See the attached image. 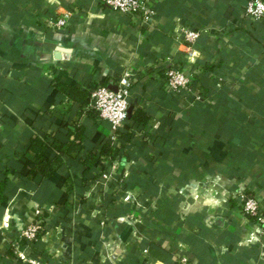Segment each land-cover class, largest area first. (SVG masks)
Listing matches in <instances>:
<instances>
[{
	"label": "crops",
	"instance_id": "1",
	"mask_svg": "<svg viewBox=\"0 0 264 264\" xmlns=\"http://www.w3.org/2000/svg\"><path fill=\"white\" fill-rule=\"evenodd\" d=\"M151 1L143 24L98 0H0V264H23L19 252L43 264H264L261 239L249 242L261 227L232 197L246 187L264 206V18L244 15L249 0ZM66 13L67 29L47 26ZM183 27L200 32L192 44ZM167 67L191 76L180 94ZM126 70L138 74L131 109L149 118L113 142L57 84L91 93ZM37 140L61 160L48 174ZM104 143L118 154L83 173ZM36 224L37 239L20 237Z\"/></svg>",
	"mask_w": 264,
	"mask_h": 264
},
{
	"label": "built area",
	"instance_id": "2",
	"mask_svg": "<svg viewBox=\"0 0 264 264\" xmlns=\"http://www.w3.org/2000/svg\"><path fill=\"white\" fill-rule=\"evenodd\" d=\"M100 4L107 7L111 11L124 15L130 19H139L143 24L150 23L157 11L151 0H98ZM244 15L253 20L260 21L264 18V0H249L244 8ZM71 14H61L59 17L49 18L46 20L47 26L53 30H64L71 24ZM200 35L197 29L191 27H183L178 36L186 44H192ZM164 76L168 88L180 94L186 90L191 83V76L176 67H167L164 69ZM138 79L136 71L126 70L119 75L110 86L98 84L90 93V102L88 109L95 112L102 122H108L111 126V138L113 142L119 140V133L129 124V108L131 88L134 82ZM196 101H201L203 98L200 94L194 97ZM102 177L105 179L111 178V173L102 172ZM241 203L242 212L248 216L257 219L258 225L261 227L259 232L260 238H251L250 244L260 240L262 253L260 260H264V206L263 199L257 194H251L246 187H242L237 192L232 194ZM42 230L40 224L30 225L23 229L20 237L27 241L37 239L39 232ZM19 257L23 264H43L36 257H26L19 252ZM180 264H191L186 256H182Z\"/></svg>",
	"mask_w": 264,
	"mask_h": 264
},
{
	"label": "trees",
	"instance_id": "3",
	"mask_svg": "<svg viewBox=\"0 0 264 264\" xmlns=\"http://www.w3.org/2000/svg\"><path fill=\"white\" fill-rule=\"evenodd\" d=\"M105 84V83H104ZM103 84V85H104ZM57 86L69 93L70 95H72V97L74 99H77L79 102H81L83 104V106L88 105L90 102V93L86 92V91H81L78 90L74 87L71 86H67L64 84H57ZM148 116L147 114L144 112L143 109H141L140 107H134L131 113V117L129 118V122L130 121H134L137 124L146 126L147 122H148ZM120 136L122 138H124L125 140H129L131 138V134L126 132L124 129L120 131ZM159 138V136L157 135L153 138V141H157V139ZM84 139V137H81L80 134L76 133L75 135V139L73 141H71V143L69 145H67V150L68 152L72 153L74 150H76L78 147L81 146L80 143H82V140ZM79 141V142H77ZM158 142H156L157 144ZM79 144V145H78ZM46 145V141H35V143L32 145V149L36 151V160L38 163V168L39 171L42 172L43 174H48V169L52 166H54L56 163L59 164L61 162V160L59 158H57L55 160V162L49 160L48 158H45L42 155V149L44 148V146ZM78 145V147H77ZM161 145L160 143L158 144V146ZM65 146L62 145H56V148L59 150H63ZM159 151H161V148H159ZM119 152V149L117 148H113L109 145V143H104L103 146L101 147L99 152H95L90 151L89 155L86 157V159L84 160V168H83V173H87L89 172L93 166H95V164L100 161L102 159V157H104L103 159L109 160L114 158Z\"/></svg>",
	"mask_w": 264,
	"mask_h": 264
},
{
	"label": "water",
	"instance_id": "4",
	"mask_svg": "<svg viewBox=\"0 0 264 264\" xmlns=\"http://www.w3.org/2000/svg\"><path fill=\"white\" fill-rule=\"evenodd\" d=\"M53 50H60L58 47H56V46H53V45H49V44H46L45 46H44V51L45 52H52ZM111 87V86H110ZM111 88H114V87H111ZM131 106H130V108H129V117H130V114H131Z\"/></svg>",
	"mask_w": 264,
	"mask_h": 264
}]
</instances>
